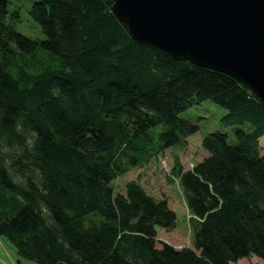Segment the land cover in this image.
<instances>
[{
  "label": "trees",
  "instance_id": "trees-1",
  "mask_svg": "<svg viewBox=\"0 0 264 264\" xmlns=\"http://www.w3.org/2000/svg\"><path fill=\"white\" fill-rule=\"evenodd\" d=\"M0 0V236L17 263L234 264L264 261V106L217 69L135 40L112 0H34L44 39L15 29ZM209 99L226 109L207 134L208 155L172 172L194 228L193 247L157 239L176 214L131 179L112 181L198 125L179 116ZM163 129L157 135L156 126ZM157 242L160 247H157Z\"/></svg>",
  "mask_w": 264,
  "mask_h": 264
},
{
  "label": "water",
  "instance_id": "water-1",
  "mask_svg": "<svg viewBox=\"0 0 264 264\" xmlns=\"http://www.w3.org/2000/svg\"><path fill=\"white\" fill-rule=\"evenodd\" d=\"M130 35L230 74L264 106V0H112Z\"/></svg>",
  "mask_w": 264,
  "mask_h": 264
},
{
  "label": "rangeland",
  "instance_id": "rangeland-1",
  "mask_svg": "<svg viewBox=\"0 0 264 264\" xmlns=\"http://www.w3.org/2000/svg\"><path fill=\"white\" fill-rule=\"evenodd\" d=\"M34 0H10L8 10L18 8L20 10V19L14 24L15 29L23 35L33 39H44L40 25L30 14L31 4ZM226 113V109L215 102L206 99L199 104L188 106L179 113V116L188 119L198 125V130L187 138L185 146L174 145L166 148L163 152L152 158L148 162H143L132 167L129 171L118 176L112 181L116 192H124V184L128 180L135 179L139 181L145 190L158 199L165 198L169 207L176 214L175 226L172 229H165L157 226V239L168 242L176 248L193 247L194 228L189 220V214L181 189L179 187L177 175L172 170L177 157L183 169H189L193 164L201 161L208 155L201 146L202 139L214 131L227 133L229 143L235 140L234 132L236 129L249 130V123L225 126L221 123V117ZM163 129L158 125L151 129L153 134L159 133ZM260 153H264V135L259 139ZM1 242H7L17 256L14 245L5 237L0 236ZM157 247L160 243L157 242ZM24 264H34L32 260L23 259ZM234 264H264V261L257 256L239 259Z\"/></svg>",
  "mask_w": 264,
  "mask_h": 264
},
{
  "label": "crops",
  "instance_id": "crops-1",
  "mask_svg": "<svg viewBox=\"0 0 264 264\" xmlns=\"http://www.w3.org/2000/svg\"><path fill=\"white\" fill-rule=\"evenodd\" d=\"M16 259L12 247L7 242L0 241V264H18Z\"/></svg>",
  "mask_w": 264,
  "mask_h": 264
}]
</instances>
